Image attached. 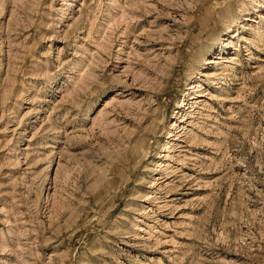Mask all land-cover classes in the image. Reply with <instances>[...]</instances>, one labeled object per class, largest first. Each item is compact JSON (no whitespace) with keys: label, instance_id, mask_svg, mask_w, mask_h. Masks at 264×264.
Masks as SVG:
<instances>
[{"label":"rangeland","instance_id":"1","mask_svg":"<svg viewBox=\"0 0 264 264\" xmlns=\"http://www.w3.org/2000/svg\"><path fill=\"white\" fill-rule=\"evenodd\" d=\"M263 36L264 0H0V264H264Z\"/></svg>","mask_w":264,"mask_h":264},{"label":"bare ground","instance_id":"2","mask_svg":"<svg viewBox=\"0 0 264 264\" xmlns=\"http://www.w3.org/2000/svg\"><path fill=\"white\" fill-rule=\"evenodd\" d=\"M262 54H264V36L263 37H261L260 39H258V41H257V44H256V53L254 54V56L252 57V59L253 60H255L256 62L255 63H253V66L251 67V70L249 71V72H247V74H248V76L247 77H250L251 75H254L253 77L254 78H252V80H259V79H261V76H260V74L261 73H263L262 71H264L263 70V65L261 64V62L263 61V56H262ZM251 66V65H250ZM246 74V75H247ZM262 75V74H261ZM246 77V76H245ZM247 79L248 78H246L245 80H242V82H236V84H234V85H240V86H242L243 88H246L247 87V89L249 88V85H247L246 84V81H247ZM231 82V81H230ZM230 85H233V84H230ZM241 87V88H242ZM242 88V89H243ZM228 92V91H227ZM226 93V92H225ZM229 93H227V95H228ZM225 102L226 101H229V99H230V97L229 96H224L223 98H222ZM243 100V99H242ZM227 103V102H226ZM222 106V105H221ZM224 107V106H223ZM226 109V108H225ZM224 110V109H223ZM226 116H228V115H226ZM228 125V124H227ZM228 134V133H227ZM262 215H263V212H262ZM256 217H258V216H256ZM259 218H261V217H259ZM255 220V219H254ZM263 226H264V224H263ZM260 228H262V227H260ZM259 228V229H260ZM262 231V230H261ZM259 232H260V230H259ZM262 234H264L263 232H262Z\"/></svg>","mask_w":264,"mask_h":264}]
</instances>
